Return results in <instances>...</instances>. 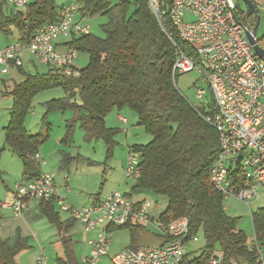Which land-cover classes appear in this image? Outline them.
<instances>
[{
  "label": "trees",
  "instance_id": "trees-1",
  "mask_svg": "<svg viewBox=\"0 0 264 264\" xmlns=\"http://www.w3.org/2000/svg\"><path fill=\"white\" fill-rule=\"evenodd\" d=\"M79 14L86 17L105 16L101 26L105 37L89 33L72 37L66 44L78 54L89 57L78 78H68L57 70L29 75L20 84L5 92L13 98L9 121L3 128L5 145L22 162L23 176L29 182L41 176L37 156L48 134H30L26 118L31 111L33 97L49 88L60 87L67 98L46 103L47 111L73 110L80 113V128L96 134L107 143V156L112 157L114 131L105 126V118L112 111L128 108L137 118L138 125L152 137L146 145L131 147L140 156L141 174L132 186L133 193L164 196L168 205L160 219L166 224L180 217L190 220V235L203 233L205 249L202 256L190 264H207L217 248L222 264H255L258 252L264 254V206L252 213L254 239L249 243L245 232L237 227V219L226 214L222 195L210 183V169L219 154V136L205 120V107H194L175 89L172 69L176 49L160 28L148 0H78ZM7 3L0 0V36L10 38L13 31L19 42L29 44L39 29L56 22L59 10L56 0L30 1L24 11L3 10ZM169 9V0H166ZM238 17L245 12L238 3ZM249 27L252 24L248 23ZM172 39L181 45L177 31L166 26ZM78 98L81 105L72 103ZM212 104V102H211ZM210 106V105H209ZM72 126L62 144L72 138ZM3 149H0L2 153ZM63 158L62 167L67 157ZM55 201L40 202V211L63 237L65 260L58 264H78L72 257L69 241L64 238L70 225L61 222ZM75 222V221H74ZM68 225V226H67ZM129 228L131 239L139 228L129 223L114 230ZM135 248V247H130ZM31 250L28 240L19 233L13 239L0 237V264H18L17 258ZM187 262L185 256L181 264Z\"/></svg>",
  "mask_w": 264,
  "mask_h": 264
},
{
  "label": "built area",
  "instance_id": "built-area-1",
  "mask_svg": "<svg viewBox=\"0 0 264 264\" xmlns=\"http://www.w3.org/2000/svg\"><path fill=\"white\" fill-rule=\"evenodd\" d=\"M2 1L15 9L30 3ZM148 1L160 28L176 49L173 80L197 71L207 83V90L199 88L196 97L203 101L210 93L212 104L205 120L217 132L220 142L219 154L210 169V183L222 195L224 204L236 200L251 207L252 202L264 199V61L257 57L247 39V26L238 17L237 0H169V9L166 0ZM79 10L78 0H74L59 10L56 22L41 27L29 44L18 41L1 49L0 65L16 69L23 65L26 55H31L68 78H78V52L69 49L60 53L56 43L88 33V26L82 27L75 21ZM170 23L181 45L167 31ZM140 174V156L130 150L124 177L134 185ZM50 200L55 201L59 211L82 225L85 233L96 232V237L87 241L88 252L81 264H99L108 257L112 238L109 228L136 221L150 223L165 243L126 248L111 257L112 264H181L188 244L198 242L197 236L190 235L188 217L166 224L161 216L153 215L156 203L151 200L135 201L130 195L115 191L97 204L73 206L60 196L52 176L46 173L18 184L12 199L0 203V207L12 208L15 215H20L29 201ZM34 264H47V260L41 253ZM207 264H222L221 252L213 253ZM255 264H264L260 251Z\"/></svg>",
  "mask_w": 264,
  "mask_h": 264
},
{
  "label": "rangeland",
  "instance_id": "rangeland-1",
  "mask_svg": "<svg viewBox=\"0 0 264 264\" xmlns=\"http://www.w3.org/2000/svg\"><path fill=\"white\" fill-rule=\"evenodd\" d=\"M30 1L33 2L34 0ZM73 1L74 0H56V4L58 7H60L63 4H71ZM107 1L111 3L118 2V0ZM237 3H239V7L241 8V10L245 12L246 6L240 0H237ZM6 5L7 7L14 8L9 3H7ZM78 5L80 6L79 2ZM25 9L26 7L18 10L24 11ZM75 21L79 23L82 27L88 26L89 34L101 38L105 37V34L101 29V26L107 22V18L105 16L98 15L95 17H86L85 19H83L81 15L77 13L75 16ZM12 37L13 39H8L6 41V37L0 36V46L5 42H10L14 40L16 42V40H18L19 38V35L17 32L13 31ZM88 61V55L79 53L75 64L80 69H83L87 66ZM35 64L36 69L33 66L31 67L30 65H27L26 74H46L49 73L51 69V67L43 65L37 60L35 61ZM174 85L175 89L187 100L190 105L194 107H205L207 111L210 109L209 105H211V95L209 92L207 93L203 101H199L196 97V92L199 88L207 90L206 81L199 76L197 71L177 76ZM67 97L68 95L66 94V92L60 87H53L39 92L33 97L31 111L26 118V127L30 133H41L44 136L48 134V140L45 141L41 146V149L44 148L45 152L47 153V166H55V164H57L54 159L55 153H63V155L68 158V162H65L64 167H61L65 168L64 171L69 170L68 172L73 175L76 172L81 175L83 171L90 174L89 178L91 180V186L89 185L88 188L91 193L88 194V197L95 195V192L99 193V189L103 184V194H105V196L115 191H119L124 194L135 195L131 193L133 182L131 180L125 179L122 164H125L126 162L128 154L127 148L129 146L146 145L151 142L152 137L147 134L146 130L143 127L138 125V118L132 110L125 108L121 112L112 111L105 118L106 128L112 129L114 131L112 145H109L110 148L114 146V154L112 157L108 158L107 143L105 142V140L101 137L98 138L96 134L87 132L80 128V123L77 121V119L81 116L80 113H75L73 110H54L50 112L47 111V108L45 106L46 103H49L52 100H63ZM71 102L76 103L77 105H81V101L78 98L73 99ZM122 112L124 114L121 116L123 118H126L127 123L126 121L125 123H122L118 120V115L122 114ZM7 116L8 115L6 114V112L0 114V120L4 122L3 127L7 124ZM68 125L72 126V138L69 142L64 143L67 145H63L61 142L66 134V131H68ZM2 133L4 137L3 128ZM61 160L63 161V158H61ZM7 161L8 166H13V164L9 161L8 158ZM91 162H94L95 165H90ZM62 164L63 162L61 163V165ZM97 164L98 166H96ZM97 167H101V169H103L105 174L104 176H102L103 171H100V169H98L96 172ZM49 175L52 174L50 173ZM94 187H96V191L93 190ZM224 206L226 214L232 218L237 219L238 229L245 232L248 237L249 243H251V241H253L254 239L252 213L264 206L263 197H261L257 201L252 202L251 207L236 200H227L225 201ZM59 213L61 215V218L63 219L68 216V214L64 212L60 211ZM145 225L151 227L150 228L147 226L149 232L153 236L150 237V241L148 242H145L144 238H142L141 241H139L138 243L140 245L138 247L153 246L157 242H159L154 240L155 235L153 233L158 235L155 228L149 224ZM129 232V228H126L123 230L115 231V234L112 233L113 239L111 238V243L113 247L116 248L123 245L128 246V243L126 241H128V239L130 238ZM57 233L58 231L56 232V230L53 228H43L39 231V236L41 237V245L38 247L34 246V249L31 248V250L29 251H32L33 253L36 252V255L42 253L45 259L47 260V264H57L56 260L59 257H63L62 252L58 250ZM51 234H56V236L50 237ZM197 238L198 242L196 244H188L187 246L186 252L189 254L190 261L194 258H200L205 249V239L203 233H199L197 235ZM123 250L124 249H121L115 254L122 252ZM215 250L218 249L216 248ZM29 251H27L26 253H28ZM194 251L195 253H193ZM26 253L24 264H32V256H28V254ZM79 254V251H77V256ZM115 254L110 253V256L108 258H104L103 261L99 264H112L110 258L113 257ZM83 258L84 256L82 257V259ZM82 259L80 260V263L82 262Z\"/></svg>",
  "mask_w": 264,
  "mask_h": 264
},
{
  "label": "crops",
  "instance_id": "crops-1",
  "mask_svg": "<svg viewBox=\"0 0 264 264\" xmlns=\"http://www.w3.org/2000/svg\"><path fill=\"white\" fill-rule=\"evenodd\" d=\"M253 2L255 4L257 13L260 18V22H259V26L257 28L256 34H257L258 39H262L264 38V0H253ZM67 5H69V3L63 4L62 6H67ZM6 7L7 5H4L3 7V10L5 12H6ZM10 10L17 11L18 9L7 7V12H9ZM250 18H252L250 21L252 24L250 28L252 29L255 26L256 18L255 16L254 18L251 16L248 18V21ZM8 39H13V37L6 38V41ZM69 40L70 38L60 39L59 41H57L56 48L60 53L62 52L65 53L69 51V49H71L70 47L66 45L69 42ZM18 41H19V38L18 40H16V42ZM13 42H15V40L3 43L0 46V50L5 48L6 46H8L9 44ZM35 61L36 59L34 57H32L31 55H26L24 57L23 65L19 68L15 69L11 66L8 68L3 65H0V114L6 112V114L8 115L6 123H8L9 121L10 110L13 107V98L10 96H6L5 92L11 89L13 85L20 84L24 81L25 79L24 75L26 74L27 65H30L31 67L33 66L36 69ZM75 66L77 67L76 64ZM77 68L80 69L79 67ZM4 70H6V73H3ZM123 114L124 113L122 112V114L118 115V120L122 123H125L123 120L126 121V118H123L121 116ZM3 123L4 122L0 120V148L1 149L4 148V151L2 153L0 152V203L6 200L8 201L11 200L13 197V193L15 191V187L18 184L25 182L24 180H26L25 177L23 176V166H22L21 160L14 152H12L5 145V138L3 137L2 128H4L7 124L3 127ZM131 147L132 146H129L127 148L128 152L131 150ZM61 154L63 153H55L54 159L57 162V164H55V166L53 167H48L47 161H46L47 153L45 152L44 148L41 149L40 147L39 159H37L40 174H43V173L50 174L51 173L52 174L51 176L54 180L55 186L57 187L60 193V196L65 198L66 201H69V203L72 204L73 206L83 207V206H89V205H93V204H97L101 202L107 196L103 194L104 184L100 187L99 193L95 192V195L88 197V194L91 193V191H89V188H88L89 185L91 186L90 184L91 180L89 178L90 174L83 171L81 175H79L78 172H76L73 175L70 172H68L69 170L64 171L65 168H61L62 167L61 165L62 155ZM7 158L13 164V166H8ZM19 162H20V165H19ZM90 165H95V163L91 162ZM122 165H123L122 168L124 170L125 164L123 163ZM96 166H98V164ZM96 166H93V167H96ZM98 169H100V171H103L101 167H97L96 172ZM104 175L105 174L103 171L102 176ZM93 190L96 191V187H94ZM131 193L133 192L131 191ZM133 194L135 195H131V194H128V195H130V197L135 201L151 200L156 203V209L153 212L154 216H161L167 208L168 199L164 196H153L148 193H133ZM55 209L58 213L60 212L57 209V207ZM59 216H60L61 222H64V223L66 222L68 223V225H70L68 232L64 234L65 235L64 238L69 241V249L72 253V257L78 264H81L80 260L88 252L87 241L89 239L95 238L96 232L85 233L82 225L71 220L69 216H66L64 219L61 218L60 213H59ZM132 224L133 226L139 227V228H135L134 230L133 241L131 239V232H129L130 238L128 239V241H126L128 243V246L123 245V246L115 248L113 247L111 243L108 257L110 256V253L115 254L121 249L140 246L138 243L139 241H141L142 238H144L145 242L150 241V237L153 235L148 230V227L150 226L147 225L148 226L147 227L145 225V224L151 225L150 223H143V222L136 221V223H132ZM46 227L49 229L53 228L57 232L56 227L50 224L48 220L45 218V216L41 213L40 202L38 201H29L27 203V208L20 215H15L14 210L12 208L0 207V237L3 239H13L16 236V234L19 233L22 238L28 240V244L31 246L32 249H34V246L38 247L41 245L40 244L41 237L39 236V231ZM115 231L117 230H114L112 233H114ZM153 234L155 235L154 240L159 241L153 246H161L165 243V239L163 237H161L160 235H156L155 233ZM54 236H56V234L50 235V237H54ZM57 236H58V239H57L58 250L62 252L63 257H59L56 260V262L59 259L65 260V246L63 245V240H62L63 237L60 236L59 232L57 233ZM77 251H79V253L81 254V255L79 254L80 256L79 255L77 256ZM216 252H220V251L219 250L214 251V253ZM25 253L26 252H23L18 256L17 258L18 264H24L25 256H26ZM193 253H195V251ZM26 254H28V256L30 255L32 256L31 257L32 264H34V262L36 261V258L38 257V255H36V252L33 253L32 251H29ZM186 257H187V262H185V264H190L188 253L186 254ZM195 259L197 258H194L193 260Z\"/></svg>",
  "mask_w": 264,
  "mask_h": 264
},
{
  "label": "water",
  "instance_id": "water-1",
  "mask_svg": "<svg viewBox=\"0 0 264 264\" xmlns=\"http://www.w3.org/2000/svg\"><path fill=\"white\" fill-rule=\"evenodd\" d=\"M245 6H246V11L245 15L243 16V22L247 26V31H246V36L247 39L250 43V45L253 47V50L257 57L264 61V38L258 39L256 31L259 26L260 18L257 13L255 4L253 0H240ZM251 16H255L256 18V23L255 26L252 29H249L248 25V18Z\"/></svg>",
  "mask_w": 264,
  "mask_h": 264
},
{
  "label": "flooded vegetation",
  "instance_id": "flooded-vegetation-1",
  "mask_svg": "<svg viewBox=\"0 0 264 264\" xmlns=\"http://www.w3.org/2000/svg\"><path fill=\"white\" fill-rule=\"evenodd\" d=\"M254 18V16H252ZM252 18L249 19L248 23L251 21ZM251 23V22H250Z\"/></svg>",
  "mask_w": 264,
  "mask_h": 264
}]
</instances>
